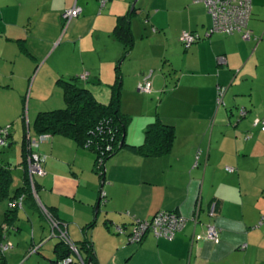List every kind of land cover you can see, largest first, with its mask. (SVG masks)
Masks as SVG:
<instances>
[{"label":"crops","instance_id":"0c3cea01","mask_svg":"<svg viewBox=\"0 0 264 264\" xmlns=\"http://www.w3.org/2000/svg\"><path fill=\"white\" fill-rule=\"evenodd\" d=\"M133 2L107 0L103 6L101 0H0V127L15 124L9 143L0 148V168L11 171L8 195L14 197L24 186L23 146L28 139L47 156L45 176L37 178L45 205L62 222L75 223L77 228L90 226L104 176L96 155L61 133L36 141L37 116L64 108L66 85L77 78L98 101L107 103L118 76L122 98L140 90L141 77L149 72L152 95L164 102L157 117L173 126L175 138L166 153L144 155L126 146L107 159L105 224H110L108 229L114 222L128 226L132 217L150 219L160 210L190 217L199 208L198 221H189L174 239L148 235L134 244L124 238L120 245L126 240V248L115 254L108 240L112 259L121 260L113 264H264V224L256 227L264 216V129L262 121L256 122L264 119V80L262 84L254 80L247 90L230 96L228 89L220 103L216 100L217 88L228 85L240 66L252 62L248 76L264 78L257 71L263 65L260 54L264 56V0H253L249 40L238 33L209 34L212 18L199 0H139L138 13L131 20L134 45L126 54L114 28L118 16L128 13ZM75 6L82 7V13L65 27L62 14ZM184 30L200 36L187 49L180 39ZM160 61L163 69L158 67ZM135 62L138 65L128 69ZM85 72L89 76L82 79ZM203 88L210 90L208 97L202 96ZM197 92L200 108L185 101ZM150 123L143 125L142 139L128 140L127 129V144H144ZM116 189L121 191L118 195ZM116 195L120 200H114ZM64 203L72 211L63 208ZM213 203L214 216L210 214ZM8 205L9 198H0V227L10 226L5 222L8 216L13 219L5 230L6 239L31 223V246L39 245L38 254L46 246L56 252L59 240L53 245L43 221L38 226L33 219L41 216L33 200L17 212ZM211 223L218 228L219 240L207 235ZM74 239L90 241L100 264L89 230L78 232ZM11 241L15 248L5 254V264H20L30 242Z\"/></svg>","mask_w":264,"mask_h":264},{"label":"trees","instance_id":"16d2710c","mask_svg":"<svg viewBox=\"0 0 264 264\" xmlns=\"http://www.w3.org/2000/svg\"><path fill=\"white\" fill-rule=\"evenodd\" d=\"M135 13L136 8L124 15L118 16L114 28L115 38L125 45L126 54L130 53L134 45L131 20ZM66 86V106L52 111H43L38 114L35 128L39 135L44 133H50L51 135L61 133L75 138L82 146L94 151L97 166L98 159L103 150L105 151L103 154L105 160L126 146H130L132 149L144 155H158L170 151L172 142L175 138L174 128L173 126L165 124L158 117L154 122L149 124L147 138L144 144L139 146L129 145L125 140L122 147L120 146L131 117L121 110V82L119 76L117 77V83L112 87L111 99L107 103L98 101L92 91L79 82V78L74 82H68ZM109 144L112 146L110 151L107 150ZM27 146L28 144L26 145L25 141L23 146V164L26 169L24 186L19 190L17 195L10 197L8 195V186L10 183L11 171L9 168L2 166L0 168V198L6 197L9 198L10 201L21 194H25L24 205L27 200H33L41 213L42 209L32 193L27 174ZM103 174L104 173L101 175ZM37 178L38 176H36V189L39 192L40 186ZM46 208L56 220L60 219L52 207L46 205ZM9 210L17 212L19 209L9 207ZM5 222L11 226L13 222L12 217L8 216ZM10 226L4 228L3 224L0 227V244L5 241L6 231L10 229ZM123 226L126 228L125 224H123ZM75 243L87 264H98L90 241L83 240ZM55 251L58 254V259H63L72 254L70 247L62 240H59L56 244ZM90 258H92L91 263H89ZM0 263H6L5 254H0Z\"/></svg>","mask_w":264,"mask_h":264},{"label":"built area","instance_id":"2783aa9c","mask_svg":"<svg viewBox=\"0 0 264 264\" xmlns=\"http://www.w3.org/2000/svg\"><path fill=\"white\" fill-rule=\"evenodd\" d=\"M107 0H101V4L104 6ZM207 7V10L212 18V27L209 30V34L212 32H219L223 34H241L242 38L245 40H249L252 38V31L249 28V22L251 20L253 14V0H199ZM82 13V7L75 6L72 9L65 10L62 14V18L64 20L65 27L71 22L72 19L78 17ZM181 42L184 47L190 48L194 43L200 40L199 34H195L194 32H190L184 30L180 36ZM224 60V58L222 59ZM89 76V72H85L81 75L82 79H87ZM152 75L150 74L148 77H145L141 82H139L138 87L140 90L144 92H152L153 91V80H151ZM223 88H219V97L218 102L220 103L223 98L225 92H223ZM262 121L264 129V119H257L256 122ZM12 125V124H11ZM11 125H7L0 128V148L6 146L8 144V138L11 132ZM50 133L40 134L36 141L45 142L51 138ZM32 141L28 144V153H27V174L29 178V183L32 188V193L38 203V205L43 209L45 214L47 213V217L50 219V222L53 223V228H58L59 223L62 225L63 223L58 222L49 211L46 209L40 197L38 195V190L36 189V176H43L46 171L44 168V163L46 161L47 156L39 151H36L33 147ZM112 146L109 144L107 150L110 151ZM104 150L101 153L100 158L98 159V170L102 174L104 172L105 167V158L103 157ZM230 171L232 168L228 167ZM102 195L105 196L104 191ZM25 194H21L13 200L9 201L10 208L21 209L24 207L25 202ZM198 211L196 210L195 214L188 217L183 214H180L175 211L169 210H160L150 219H140L133 217V225L134 228L132 232L129 234V242L134 244L141 243L149 232L153 233L158 239H174L179 232L183 230L186 224L189 221L196 223L198 221ZM210 214L212 216L216 215V204L213 203L210 208ZM53 221V222H52ZM264 224V216L261 218L258 226ZM8 227V226H7ZM6 225L4 228H7ZM61 227H59L60 232ZM123 225H117V231L119 233L124 231ZM207 235L212 240H219L218 228L214 223H211L207 226ZM58 237H63L67 245L71 246L70 249L74 252L78 251L77 247L74 246V242L66 237V235L61 234ZM12 244L7 241H4L0 244V254H6ZM64 264H72L73 261L71 256L65 257L62 259ZM84 264V263H83Z\"/></svg>","mask_w":264,"mask_h":264},{"label":"rangeland","instance_id":"374dc122","mask_svg":"<svg viewBox=\"0 0 264 264\" xmlns=\"http://www.w3.org/2000/svg\"><path fill=\"white\" fill-rule=\"evenodd\" d=\"M211 27H212V24H211ZM211 27H210V29H211ZM213 33H216V32H212V34ZM218 34H221V33L218 32ZM226 36H231V35L227 34ZM159 51H162V49H160ZM142 54H143V50H141V53H139L138 56H140ZM176 57L178 58L177 61L181 62L180 57H182V56L178 55ZM260 57L262 58V63L264 65V56L263 55L261 56V54H260ZM255 59H257V57H255ZM190 63H193V62L191 61ZM251 64H252V62H251ZM251 64L250 65L247 64L246 67H244L243 69L241 68L242 66H240V68H238L236 70V72H234L231 75L230 80L227 82L229 84L228 85L226 84L225 86H223L224 87L223 92H225V94H227L228 89L230 91V94L228 96H230L231 94H235V93L237 94L240 91H245L248 89V86H250V84L254 80H257L256 84H262V81L264 80V78L252 79V77L248 76L249 75V72H248L249 68L252 66ZM137 65H138V62H135L132 65H130V63H129V68H128V66H127V68L133 69L134 66H137ZM263 65L261 67L259 66L260 68L257 70L258 73H264ZM158 67L160 69L161 68L163 69L162 61H160V63L158 64ZM197 71H200V68H198ZM148 73H147V75H143V77H141V78L144 79L145 77H148L150 75ZM199 77H201V76H199ZM151 80H153V78H151ZM201 82H202V78H201L200 84H202ZM153 91H154V86H153ZM153 91L152 92H144L142 90H137V92H135V93L128 91L130 93L129 94L126 93L124 95V97L121 98V110H122V112L129 113L132 116V118L130 119V121L128 123V128H127L128 129L127 130V132H128L127 133V139L128 140L130 139V141L133 138L134 139H142L143 133L146 131V128L143 125H145L148 122L150 123V121L154 120L159 115V113L161 112L160 110L163 109L162 104H164V102L160 101L159 95H157V94L152 95ZM209 91L210 90L206 91L203 88L200 92H201L202 96L208 97ZM190 94H193V91H190ZM199 95H200L199 92L195 93V95H192L191 98L185 100L186 103L189 104L188 102H190L192 104H197L196 107L200 108L201 107V105H200L201 101L198 102ZM218 97H219V90L217 88V90H216V100L217 101H218ZM183 105H184V107H187L184 103H183ZM11 124H9V125H11V126L15 125L14 123H11ZM29 142L30 141H28V139H27L26 145L29 144ZM8 143H9V141H8ZM27 148H28V146H27ZM84 148L88 149L87 147H84ZM10 150H12V149L10 148L9 151ZM12 152L13 151H11V153ZM12 157H14V156H12ZM43 176H45V174ZM101 190H102L101 191V197L99 200L100 204H99L98 208L96 207L97 214L95 217V221L93 223H91L90 226L86 225V226H82L81 228L80 227L77 228V225L75 223H68L67 221L62 222V220L58 219L59 220L58 222H61L63 224L61 225L59 223L58 228L54 229L53 223H51L50 219L46 216L47 213L45 214V212H42V211H44L43 209L41 211L42 217L39 215L33 217V219L36 220L38 226L39 225L41 226V220L43 221L42 223L45 224V227H46L45 235L48 238L51 237L53 245L57 240L65 241V239L63 237H58L61 234L66 235V237L70 238L74 242V246L77 247L78 251L74 252L72 250V254L70 255L71 259L73 261L72 264H83V263L87 264L85 262V260L83 259V257L81 256L80 250H79L77 244L75 243V239H74L76 237V235L78 234V232L82 233V232H86V230L87 231L89 230L90 234L93 235V238H94V241L96 243V247H97V250L99 253V257H100V259H99L100 264H108L110 258H111L110 262L112 264L116 261L121 262V260L117 259L118 256H116V259H112V257H114V255L113 256L111 255L109 246L111 244L114 246V248H115L114 254L117 252H122L123 248H126L127 242L129 241V234L132 232V230L134 228L133 217H132V221H129L127 223L128 226H126L124 231L121 233L117 232V224L115 222H114V224H111V229H108L109 228L108 226L110 224H105V214L108 210L107 208H109L108 205L106 204L108 199H107V197L102 195L103 189H101ZM116 190H117V195H118V193L121 191L119 189H116ZM38 195L40 197V200L42 201V203L46 207L45 202L43 201V199L41 197V190L38 192ZM117 195H116V198H114L115 201L120 200V199H118ZM111 203L109 205L112 207L113 204L111 205ZM23 208H21V210ZM63 208H67L70 211H72L71 205H69L67 203L63 204ZM126 214H128V213L126 212ZM121 216H123V215L121 214ZM107 223H108V221H107ZM110 223H111V221H110ZM22 224L24 225V222ZM118 225H123V223L118 224ZM59 227H61L60 232H59ZM38 231H39V228H38ZM32 232H33V228H32V224L30 223V226L25 225V227L23 228V231L20 230L19 232H16V234H13L11 240L26 239V240H29L30 246H31ZM148 235L156 238V236L151 232H149ZM40 236H41V234L38 235V237H39L38 239H40ZM88 237L91 239V237L89 235H88ZM124 238L127 239L128 241L125 240V242H124L125 245H120V243H122V240H124ZM6 240H8L7 242H9L10 244H12V247L8 251V252H10L12 249L15 248V244H13L9 238H7ZM108 240H111V244H110V241H108ZM30 246H28V245L26 246L27 247L26 257L20 264H24L25 262H26V264H64V262L61 258L60 259H54L56 257L58 258V256H57L56 252H54V250L51 247L46 246L44 248V250L42 249L41 254H38V252H39L38 246L39 245H33L31 247ZM69 247H71V246H69ZM93 247L94 246H92V248ZM91 262H92V258L89 259V263H91ZM98 264H99V262H98Z\"/></svg>","mask_w":264,"mask_h":264},{"label":"water","instance_id":"95a60500","mask_svg":"<svg viewBox=\"0 0 264 264\" xmlns=\"http://www.w3.org/2000/svg\"><path fill=\"white\" fill-rule=\"evenodd\" d=\"M138 1L139 0H134V2L132 3V6H131V10H133V9H135L136 8V13H138L137 11H138V7H137V4H138ZM125 139H126V132L124 133V136H123V139H122V141H121V143H120V146L122 147V145H123V143H124V141H125ZM109 159V158H108ZM107 161V160H106ZM106 164V163H105ZM106 166V165H105ZM105 170H106V167H104V176H103V179H102V186H101V189H103V184H104V182H105V180H106V174H105ZM102 191V190H101ZM99 204H100V202H98V205H97V208L99 207Z\"/></svg>","mask_w":264,"mask_h":264}]
</instances>
